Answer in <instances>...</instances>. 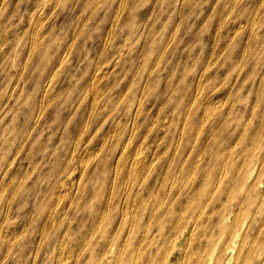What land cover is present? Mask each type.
<instances>
[{
    "label": "rangeland",
    "instance_id": "374dc122",
    "mask_svg": "<svg viewBox=\"0 0 264 264\" xmlns=\"http://www.w3.org/2000/svg\"><path fill=\"white\" fill-rule=\"evenodd\" d=\"M262 92L264 0H0V264H72L95 225L87 213L129 203L159 215L171 205V239L213 227L212 240L193 233L187 246L203 257L222 236L221 260L246 218L237 242L245 236L250 263L264 264V180L253 172L241 190L232 162L239 133L261 121ZM220 143L233 152L226 165ZM248 194L258 199L247 214L238 201Z\"/></svg>",
    "mask_w": 264,
    "mask_h": 264
},
{
    "label": "bare ground",
    "instance_id": "6f19581e",
    "mask_svg": "<svg viewBox=\"0 0 264 264\" xmlns=\"http://www.w3.org/2000/svg\"><path fill=\"white\" fill-rule=\"evenodd\" d=\"M252 23H253V20H252ZM172 34H173V32H172ZM33 35H35V34H33ZM171 38H172V36H171ZM98 74H99V72H98ZM102 74H103V72H102ZM200 78H201V76H200ZM208 78H209V76H208ZM48 80H49V77H48ZM197 84H198V86H196L197 87L196 88V91L198 92L199 89H200V85H199V83H197ZM194 85H195V83H194ZM99 96H100V93H99ZM215 99H217V98L215 97ZM219 99H220V97H219ZM259 99H260V102L262 103V105H261V103H258V106L260 108L262 106V109L260 110L261 111V113H260V120L261 121L259 122V125L257 126L256 129H253V130H251L249 132H247V131H245V132L244 131H241V133H239L238 139L240 140V145L241 146H240L239 152L236 153L237 160L238 161L236 160V162H235V161H232L231 160L234 163L233 166L236 167V168H238L239 175L242 176L241 183H239V185H240L239 187H240L241 190H243L246 187V181H247L248 177H250L252 175L253 172H255V176H256L254 181H260V183H261L264 180V179H261L262 176L264 177V169L263 168H260V169L257 168L256 169V167H255V164H256L255 162H257V161L261 162L262 164L264 163V92H262V95H260V98ZM206 100H207V98H206ZM210 103H211V101H210ZM211 110H212V107L211 108H207V112H206V114H204L205 115L204 118L210 117L209 111H211ZM88 111H89V109H88ZM86 116H87V113H86ZM198 120L200 121L201 119H198ZM222 120H224V119H222ZM247 120H248V118H247ZM115 123L117 124L118 122H115ZM236 125H234V126H236ZM78 130H79V128H78ZM196 130H197V128H196ZM243 130H244V128H243ZM211 132L212 133H210V135H212V138L214 137L213 138V142L216 143L215 131L214 130H211ZM140 141H141V139H140ZM192 141H194V140H192ZM105 142H104V144H105ZM174 143H175V141H174ZM137 144H139V142ZM97 145L99 147V143ZM123 145H125V144L123 143ZM135 148H136V146H135ZM105 149H107V147ZM90 151H89V154H90ZM85 152H86V149H85ZM216 153L223 158L222 165H226V160H229L231 154H233V152L228 147H225V145L223 146L222 143H220V147H219L218 151H216ZM121 155H122V153H121ZM86 156H87V154H86ZM66 159H67V157H66ZM142 160H143L142 155L140 153L136 152L133 155V157L131 158L130 164H128L129 166H128L127 170H126L127 171V175H126V178H125V180H126L125 182H126V185L131 186V187H129V190H131L134 187L133 185L136 184L137 182H139V180H140V177H139V168H140V163L142 162ZM147 160H149V159H147ZM119 161H120V159H118V162ZM113 163H115V161ZM250 164H251V166H250ZM117 165H118V163H117ZM119 165H120V162H119ZM247 167H249L248 170H247V173H245V174L241 173V171H243V170L246 171ZM220 168H222V167H220ZM220 168H219V172H220V175H221L223 173V171H221ZM219 172H218V174H219ZM112 173H113V171H112ZM121 173H119L118 175H121ZM80 174H81V171H80ZM115 175H116V173H115ZM72 179L74 180V178H72ZM115 181H116V179H115ZM163 183H164V181L163 182L161 181L160 184H159V186H161V184L163 185ZM260 183L258 184V182H257V187L260 185ZM174 184H175L174 181L173 182H170L169 184H167V188L165 189V192L169 193L172 190H174V189H172V188H174ZM71 185H72V183H71ZM159 186L156 187L155 190L159 189ZM232 187L233 186L229 187L228 193H227V194H229L228 199L230 198V200H233V197H232V191H233L232 190ZM180 188H181V186L178 187V189H180ZM12 189H13V187H12ZM178 189H177V196H174L175 198L178 197V194H179ZM109 190H110V188H109ZM210 192L208 191L206 193L208 195L207 196L208 198H210V196H211V193ZM104 194L106 195V193H104ZM127 194H129V192ZM131 194L133 195V193H131ZM136 194H138V192ZM134 199H135V197H134ZM134 199H132V200H134ZM218 199H219V196H218ZM257 199L258 198L255 195H249L248 194L246 196H243L238 201V207L242 211V210H244L248 206V209H247V214H248L249 213V210L252 208L251 205H253L254 202H255V200H257ZM51 202H54L53 199H52ZM224 204H225V202H222L219 206H213L214 207L213 210H216L217 207H220L221 208V206L224 205ZM134 207L135 206H134L133 203H131V204L129 203V204H126L125 206H122L121 208H115V209L109 210V211H107V210H100V209L97 212H95V211H89L87 213V216H89V217L92 216V223L95 224V225H94V227L92 228V230L90 232H88V230H85L83 232L81 231L80 240L77 241L76 247H74V249H76L78 251L77 252L78 254H76V257L75 258L76 259L79 258V259L75 260L72 264H251L250 263V253H249L250 251L249 250H246V251L244 250L245 246L247 245L245 243V236L241 237V241L242 242H237V239L240 236L241 229H242V227L245 224L246 218H245V220L243 219V221L241 222V224L239 226V229L236 231V233H237L236 236L234 235L235 237H234V240H233L231 246L229 247L227 253L225 254V256L222 257V260H221L220 257L222 256V254L220 252H221L222 249L221 248H218V245H219V242L221 241V237L222 236L218 237L217 239H215L213 241V243L209 247L210 249L208 250V252L206 253V255H204L203 257H201V255L198 254V253H192V252H190L189 251V247L187 246L188 243H189V240L193 237V233L194 234H198L197 236L200 237V239L202 238V236H205V239H206L205 240V243L208 242L207 240H209L210 237L214 236L215 229L213 227H210L209 228V227L204 226L203 229H198V228L195 229L196 225L193 224L192 226H194V227L193 228L190 227L191 230L189 228H187V227L182 230V232L180 233L181 238L177 237V238L171 239L172 232L178 231L177 225L179 223L178 218H175V212H174V209L172 208L171 205L167 208L168 210H166L165 213L163 212L164 214L163 213L162 214L160 213L162 211L161 210L159 212L161 215H159L158 212L156 211L160 207L159 208H156L155 210L149 208V209H147V211L138 210L137 207H136V209ZM263 209H264V202L262 203V206L258 210L259 214L261 212H263ZM64 211H63V213H64ZM239 214L237 216H239ZM68 220H69V217H68ZM174 221H175V223H174ZM103 223H105V225H103L102 227H99ZM165 223L168 224L169 228H167V227L164 226ZM172 223H174V225ZM193 223H194V221H193ZM188 224H189V222H188ZM190 226H191V224H190ZM215 226H216L217 230L220 231V232H232L233 231V227H234L233 224L226 225V224L223 223V221H220V220L216 223ZM151 230H152V232H151ZM152 233L153 234L156 233V234L153 235ZM45 236H46V234H45ZM185 237L187 239H185ZM253 242H255V241H253ZM205 243L203 241H200V243L198 242V245L199 246L201 245V247H203ZM199 246H197V247L200 248ZM237 246H239V247H237ZM61 247H63V246H61ZM205 247H208V246L206 245ZM236 247L238 248V251L237 252H235L237 250ZM263 250H264V247L261 248V250L259 252L260 255L263 253ZM58 252L59 253L61 252L60 248H58ZM31 253H32V251H31ZM65 254H66V252H65ZM69 254H70V252H69ZM71 254H72V252H71ZM260 255H259V257H260ZM52 256H53V253H52ZM62 256L64 257V255H62ZM62 259L59 260L58 264H63L64 259L63 260ZM220 260H221V262H219ZM256 263L257 262H255V264Z\"/></svg>",
    "mask_w": 264,
    "mask_h": 264
}]
</instances>
